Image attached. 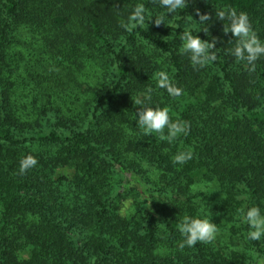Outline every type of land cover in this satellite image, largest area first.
Segmentation results:
<instances>
[{
    "label": "trees",
    "instance_id": "1",
    "mask_svg": "<svg viewBox=\"0 0 264 264\" xmlns=\"http://www.w3.org/2000/svg\"><path fill=\"white\" fill-rule=\"evenodd\" d=\"M139 3L145 23L127 31ZM226 9L264 41V0H186L171 14L159 0H0V264H264V236L248 240L238 213L264 214V56L252 72L231 54ZM184 31L218 38L217 59L193 67ZM160 71L180 96L157 86ZM149 87L145 103L187 135H143L134 101ZM29 154L38 163L19 175ZM185 215L216 223V240L180 250Z\"/></svg>",
    "mask_w": 264,
    "mask_h": 264
},
{
    "label": "clouds",
    "instance_id": "2",
    "mask_svg": "<svg viewBox=\"0 0 264 264\" xmlns=\"http://www.w3.org/2000/svg\"><path fill=\"white\" fill-rule=\"evenodd\" d=\"M161 7L167 8L168 13H174L178 9L186 7V0H159ZM114 7L118 8L114 3ZM145 6L142 3L137 4L132 13L128 16L127 22L121 21L120 26L127 31H132L137 26H143L145 23ZM199 16V22L204 23L211 20V14H203L200 9H196ZM216 17L224 23L223 32L225 34L232 33L235 37L234 47L230 50L231 54L237 61H247L251 65L250 71H255V62L264 56V41H261L252 28L250 19L245 12H237L235 9L216 10ZM164 24L163 16L155 18V25L159 27ZM207 33V29H203ZM168 42L169 37H165ZM179 39L183 42L181 45V53L189 55V59L193 67H205L208 63L214 62L217 55L214 51L218 38H214L211 42L203 40L198 35H193L191 31H184L180 34ZM232 41H229L231 43ZM157 86L166 89L170 96L178 97L182 94V90L177 87L165 71L156 74ZM153 89L147 88L142 93L144 99L137 98L134 102L140 105L137 115V127L142 131L144 136H152L158 134L161 141L168 143L174 142L181 135H187L190 130V123L182 120L173 121L169 115L168 107H153L150 103L151 93ZM167 129V134H165ZM193 158L191 150L178 151L172 157L173 164H185ZM38 163L35 156L29 154L22 157L18 174L25 175L31 168ZM242 197H237L241 199ZM238 213L243 221L248 225L249 231L246 234L248 240H260L264 236V214L258 206H251L247 209L241 207ZM178 230L183 240L179 243L180 250L187 247H194L198 242L211 244L218 235L216 223L212 222L208 217H192L185 215L179 222Z\"/></svg>",
    "mask_w": 264,
    "mask_h": 264
},
{
    "label": "rangeland",
    "instance_id": "3",
    "mask_svg": "<svg viewBox=\"0 0 264 264\" xmlns=\"http://www.w3.org/2000/svg\"><path fill=\"white\" fill-rule=\"evenodd\" d=\"M20 50H23L22 47H18ZM88 99V96H87V93H84L82 96H81V100L82 101H85ZM205 186L202 188L203 190H205V187L207 186L206 184H204ZM207 187H211V185L209 184ZM130 204V201H127L125 204H124V209H126Z\"/></svg>",
    "mask_w": 264,
    "mask_h": 264
}]
</instances>
